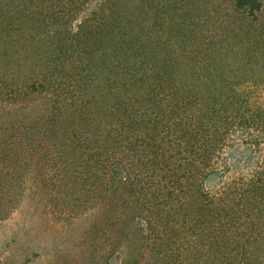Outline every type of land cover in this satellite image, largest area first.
Wrapping results in <instances>:
<instances>
[{
	"label": "trees",
	"instance_id": "trees-1",
	"mask_svg": "<svg viewBox=\"0 0 264 264\" xmlns=\"http://www.w3.org/2000/svg\"><path fill=\"white\" fill-rule=\"evenodd\" d=\"M233 2L251 17L264 9ZM68 22L63 81L31 151L44 181L73 190V207L119 200L111 264H264V110L236 109L234 91L181 76L180 63L98 64L117 54L97 43L109 19Z\"/></svg>",
	"mask_w": 264,
	"mask_h": 264
},
{
	"label": "rangeland",
	"instance_id": "rangeland-1",
	"mask_svg": "<svg viewBox=\"0 0 264 264\" xmlns=\"http://www.w3.org/2000/svg\"><path fill=\"white\" fill-rule=\"evenodd\" d=\"M69 1L0 0V264L114 258L119 200L73 207V190L44 181V160L31 151L51 86L63 81L65 14L71 31L98 11L109 19L110 32L97 43L117 54L96 55L98 64L180 63L181 76L220 81L221 92L240 100L236 109L264 110V9L251 17L233 0Z\"/></svg>",
	"mask_w": 264,
	"mask_h": 264
}]
</instances>
